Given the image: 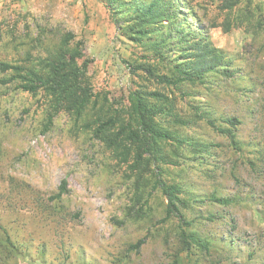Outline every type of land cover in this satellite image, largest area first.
<instances>
[{
  "label": "rangeland",
  "instance_id": "rangeland-1",
  "mask_svg": "<svg viewBox=\"0 0 264 264\" xmlns=\"http://www.w3.org/2000/svg\"><path fill=\"white\" fill-rule=\"evenodd\" d=\"M108 1L0 0V63L35 64L72 34L83 77L99 102L129 114V93L141 87L174 101L193 125L167 123L170 118L163 125L209 144L191 159L179 154V168L168 176L183 189L189 230L209 241L210 251L180 245L177 221L162 223L159 193L138 182L83 123L62 113L47 126L43 97L0 74V227L18 248L0 246V264H264V27L225 32L221 0H168L181 22L174 17L148 26L144 39L126 38L118 27L132 17L133 0L112 1L118 23ZM259 2L251 0L250 9ZM180 23L222 52L232 77L215 73L172 89L145 73L150 67L155 76H172L183 60L175 32ZM207 112L217 125L226 117L241 122V154L199 117ZM63 180L69 191L57 206L48 199ZM213 196L233 203L219 205ZM59 207L63 216L80 217L63 221Z\"/></svg>",
  "mask_w": 264,
  "mask_h": 264
},
{
  "label": "trees",
  "instance_id": "trees-1",
  "mask_svg": "<svg viewBox=\"0 0 264 264\" xmlns=\"http://www.w3.org/2000/svg\"><path fill=\"white\" fill-rule=\"evenodd\" d=\"M112 1L116 3L121 0H109L106 4L118 23L117 12L111 6ZM132 2L128 8L132 17L124 27H118L123 37L141 40L150 35L148 26L169 22L174 17L178 22L183 19L178 15L179 11L174 10L171 1L151 0L149 4L137 0ZM250 5L251 0H221L219 9L225 14L224 21L220 24L223 30L229 32L232 27L243 25L251 30H260L264 27V0H260L251 9ZM183 28V24L180 23L175 30L182 47L180 56L183 60L173 67L172 76L167 74L155 76L154 70L150 67L144 69L145 73L156 78L159 84L172 89H178L186 82L201 81L215 73L232 77V73L226 69V59L222 52L206 38L201 36L198 38L196 34L184 32ZM72 41V34L63 36L58 51L47 58L39 59L35 64L1 62L0 74L9 75V81L15 82L22 92L43 97L47 126L52 125L54 119L62 113L72 118L75 124L83 123V127L91 132L94 139L114 152L121 162L128 164L129 169L138 176V182L143 180L147 186L151 185L153 192L159 193L163 205L162 223L177 221L180 245L187 251L196 247L209 252L210 242L189 230L190 222L182 213L188 204L183 197L181 185L176 179L168 176L179 168L177 162L180 159L179 154L191 159L196 151H202L201 148L207 149L209 144L195 142L161 122L170 118L167 123L187 127L194 120L185 119L180 115L174 101L166 94L144 87L129 93V114H121L105 102H99L100 95L93 92L90 82L83 77L78 63L80 50L72 46ZM199 117L205 119L216 132L225 136L235 152L242 153L243 148L237 137L241 122L237 118H222L221 124L217 125V119H212L209 112L199 114ZM169 147L172 149H168ZM68 191L67 181L63 180L57 192L49 197V202L59 206ZM211 201L223 206L233 203L232 199L215 196ZM56 210L59 219L63 221L67 219L66 217H70V220L80 217L79 213L63 216L66 212L61 211L60 207ZM0 230V246L18 252L9 232L3 227H0ZM142 243L143 241H139L131 245L130 249H139Z\"/></svg>",
  "mask_w": 264,
  "mask_h": 264
}]
</instances>
